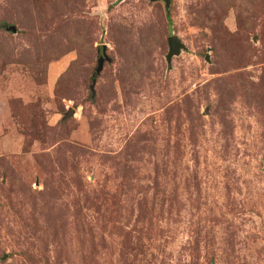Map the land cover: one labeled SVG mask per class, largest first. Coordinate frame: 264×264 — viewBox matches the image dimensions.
<instances>
[{
	"label": "rangeland",
	"instance_id": "rangeland-1",
	"mask_svg": "<svg viewBox=\"0 0 264 264\" xmlns=\"http://www.w3.org/2000/svg\"><path fill=\"white\" fill-rule=\"evenodd\" d=\"M263 168L264 0H0V264H264Z\"/></svg>",
	"mask_w": 264,
	"mask_h": 264
},
{
	"label": "water",
	"instance_id": "water-1",
	"mask_svg": "<svg viewBox=\"0 0 264 264\" xmlns=\"http://www.w3.org/2000/svg\"><path fill=\"white\" fill-rule=\"evenodd\" d=\"M148 1L150 2L164 1L166 7H168L170 3V0H148ZM180 48H182V44L180 43L178 38L175 36H170L168 38V54L166 57L167 62H169L173 56L179 54ZM100 57L102 60H106V61L109 60L107 56L104 54V51L101 52ZM263 172H264V168H263Z\"/></svg>",
	"mask_w": 264,
	"mask_h": 264
}]
</instances>
